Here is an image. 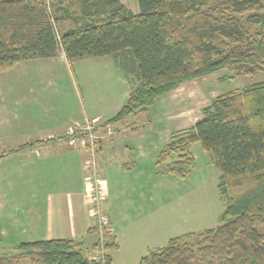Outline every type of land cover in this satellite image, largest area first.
<instances>
[{
    "label": "trees",
    "instance_id": "16d2710c",
    "mask_svg": "<svg viewBox=\"0 0 264 264\" xmlns=\"http://www.w3.org/2000/svg\"><path fill=\"white\" fill-rule=\"evenodd\" d=\"M138 4L135 13L121 0H0V72L60 50L71 65L112 55L135 86L126 104L96 129L147 112L158 96L223 68L232 76L264 74V0ZM203 112L167 143L156 164L163 175L187 178L196 164L191 146L201 142L227 198L219 224L172 237L138 264H264V79L217 95ZM41 142L31 140L0 159ZM98 229L96 223L89 229L97 233L94 256L73 238L39 239L0 253V264H22L23 258L32 264H113L117 237L106 226L101 239Z\"/></svg>",
    "mask_w": 264,
    "mask_h": 264
},
{
    "label": "crops",
    "instance_id": "0c3cea01",
    "mask_svg": "<svg viewBox=\"0 0 264 264\" xmlns=\"http://www.w3.org/2000/svg\"><path fill=\"white\" fill-rule=\"evenodd\" d=\"M107 57L109 55L85 57L77 60L74 66L84 62L97 69L104 63L112 64L114 58ZM60 68L65 72L61 73ZM67 68L71 71L73 67L65 52L60 50L56 56L24 59L0 72V154L31 140L42 141L34 148L4 154L0 159V244L4 242L13 247L22 241L73 238L81 243L86 253L94 256L97 233L89 231L94 220L86 197V152L80 146L69 144L64 134L69 127L82 124L85 118H97L101 125L110 118L104 112L112 111L115 115L126 104L132 87L119 68L121 72L117 78L127 89L119 99L111 100L112 105H107L109 100L102 99L106 108L96 113L93 110V103L98 102L94 101L95 94L84 98L80 93L79 97H74V90L70 89L66 95L64 89L44 86L43 83L49 84L52 80V72L56 73V81L64 80ZM109 69L105 68V74L111 78ZM57 83L63 86V82ZM112 90L113 83L106 92L110 94ZM72 94L73 100H58ZM119 123L103 127L114 132L112 136L105 135L100 150V171L108 184L104 211L119 243L118 249L111 251L113 264H138L144 255H137L130 261L138 244L137 237L126 238L120 227L129 225L123 222L128 217L125 206L132 203L125 201L123 193L129 188L128 178L129 182L131 179L128 176L138 174L137 168L130 165L138 164L135 145L141 139L125 136L127 128ZM130 129L135 132L132 127ZM146 249L150 250L145 247L144 251Z\"/></svg>",
    "mask_w": 264,
    "mask_h": 264
},
{
    "label": "rangeland",
    "instance_id": "374dc122",
    "mask_svg": "<svg viewBox=\"0 0 264 264\" xmlns=\"http://www.w3.org/2000/svg\"><path fill=\"white\" fill-rule=\"evenodd\" d=\"M121 1L132 10H140L138 0ZM61 31L59 28V33ZM112 57L109 55L107 59ZM113 60L115 62V59ZM113 62L112 64L104 63L97 69L84 65V62L80 65L77 63L75 66L74 63L71 65L73 67L71 71L66 69L67 74L64 80L60 78L56 81L58 79L56 73L52 72V80L49 84H43L51 89H64L66 95L69 94L70 89L74 90V97L75 95L79 97L80 93H83L84 98L95 94L94 101L98 102L93 103V110L96 113H102L106 108L102 99L109 100L107 105H112L114 103L111 100L119 99L127 89L125 83L117 78L120 77L121 68ZM105 68H110L108 72L111 73V78L105 74ZM59 71L65 72L64 68H60ZM232 74L230 68H223L186 81L175 90L158 96L148 107L147 112L139 111L119 121L121 127L127 128L125 136H136L141 139L135 145L138 164L130 165L131 168H137L138 174L128 176L131 179L129 182L128 178L129 188L126 193L122 192L127 198L125 201L132 204L125 206L128 217L123 222L129 225L120 227V231L122 235L125 233L126 238L137 237L138 242L130 261H134L137 255L139 257L145 255L147 251V249L144 251L145 247L152 250L157 246L166 245L172 237L219 224V217L225 208L227 198L218 188L220 171L210 160L201 142L198 141L191 146L196 164L187 178L161 174L162 168L156 164V160L177 133L190 128L204 116V107L208 106L217 95L237 88L244 89L264 79L262 73L256 76H232ZM57 82H63V86ZM111 83L114 84V90L109 94L106 88ZM130 83L131 86H135L134 82L130 81ZM41 86L37 87L42 89ZM98 97H101L100 101ZM58 100L60 102L73 100V94L59 97ZM71 104L75 106V103ZM78 104H80L79 100ZM114 113L107 111L104 115L111 118ZM133 124L139 126L136 133L130 129ZM113 134L114 132L110 136ZM108 149L109 146L105 144V150ZM171 161L165 162L164 166ZM144 235L147 238L142 239ZM11 250L14 251L12 246L4 242L0 244V253L6 254ZM22 264L32 263L23 258Z\"/></svg>",
    "mask_w": 264,
    "mask_h": 264
},
{
    "label": "built area",
    "instance_id": "2783aa9c",
    "mask_svg": "<svg viewBox=\"0 0 264 264\" xmlns=\"http://www.w3.org/2000/svg\"><path fill=\"white\" fill-rule=\"evenodd\" d=\"M97 118H85L82 124L71 126L64 136L71 145H77L86 152L85 166L86 197L90 204V214L94 223L99 226L98 236L104 239V228L109 226V219L104 211V203L108 196V184L100 171V150L106 134H112L110 128L100 126Z\"/></svg>",
    "mask_w": 264,
    "mask_h": 264
}]
</instances>
